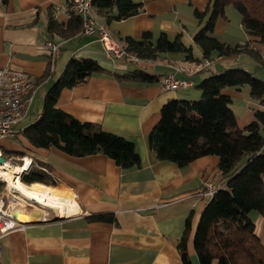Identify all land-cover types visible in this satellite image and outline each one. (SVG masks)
<instances>
[{
	"label": "crops",
	"instance_id": "crops-1",
	"mask_svg": "<svg viewBox=\"0 0 264 264\" xmlns=\"http://www.w3.org/2000/svg\"><path fill=\"white\" fill-rule=\"evenodd\" d=\"M139 1L142 10L123 19L106 21L94 9L93 14L122 46L123 37L140 38L146 31L153 37L161 32L169 38L181 34L184 43L191 45L193 55L201 57V48L193 41V34L200 27L194 9H204L208 0ZM68 5L69 0H0V65L23 70L31 77L34 93L29 112L38 92L43 99V93L70 57L94 58L109 71L143 67L159 74L158 82L145 84L119 82L111 74L95 73L84 83L63 88L56 102L80 120L99 123L103 129L131 139L140 163L121 168L102 152L74 156L53 145L34 146L20 132L23 127L16 129L10 138L18 141L7 140L6 148L1 147L21 151L10 155L19 163L22 155L32 158L30 169L50 172L55 187L70 189L80 211L60 219L43 212L39 217L19 212L17 217L24 226L11 228L0 236V264H183L177 241L188 215L187 252L191 264H199L193 238L211 195L205 193V181H211L215 188L222 182L218 157L205 154L185 165L159 159L149 146L148 132L159 119L164 102L171 98H199L201 91L196 84L211 71L239 65L264 79V65L249 53L216 57L207 66L186 60L182 52H162L155 60L112 57L94 33L79 29L62 36L48 30L52 14L64 28L67 26ZM236 12L230 5L225 7L224 14L215 21L214 35L229 44L251 40L264 58V42L245 32L240 13ZM46 41L58 43L52 57ZM47 66L50 73L37 81ZM167 72H174L190 85L180 90L163 89L160 82ZM222 92L231 98L239 127L253 118L256 109L264 110V102L253 98L247 85L227 86ZM94 212L112 213L114 220H88L86 216ZM251 218L254 231L264 244V215L251 211Z\"/></svg>",
	"mask_w": 264,
	"mask_h": 264
},
{
	"label": "trees",
	"instance_id": "trees-1",
	"mask_svg": "<svg viewBox=\"0 0 264 264\" xmlns=\"http://www.w3.org/2000/svg\"><path fill=\"white\" fill-rule=\"evenodd\" d=\"M92 4L95 14L106 21L126 18L143 8L139 0H92ZM230 4L240 13L245 32L264 42V0H208L204 9H194L200 27L194 32L193 41L201 48V57L193 55L191 45L184 43L181 34L169 38L161 32L153 37L146 31L140 38L123 37V47L143 60H155L162 52H182L186 60L202 64L205 59L249 53L264 65L261 52L251 45V40L229 44L214 35L217 17ZM47 27L51 33L69 36L81 29V20L70 12L64 28L52 14ZM49 73L47 66L37 81ZM95 73L111 74L119 82L150 84L159 80V74L147 72L143 67L109 71L94 58L70 57L43 93L39 116L20 132L34 146L53 145L74 156L102 152L121 168L138 166L140 155L131 139L105 130L99 123L80 120L56 105L63 88L84 83ZM242 85L249 87L253 98L264 102V79L253 70L236 65L211 71L196 84L201 91L199 98H171L162 104L160 117L147 136L159 159L178 165L205 154L218 157L222 182L204 204L193 238L199 264H212L214 260L217 264H264V244L255 233L251 218V211L264 215V110L256 109L253 118L239 127L231 98L222 92L227 86ZM2 150L10 152L9 155L21 153ZM21 179L25 183L39 181L57 186L51 173L42 169L31 168ZM86 218L114 220L109 212L90 213ZM189 232L190 215L177 241L183 264H191L186 246Z\"/></svg>",
	"mask_w": 264,
	"mask_h": 264
},
{
	"label": "built area",
	"instance_id": "built-area-1",
	"mask_svg": "<svg viewBox=\"0 0 264 264\" xmlns=\"http://www.w3.org/2000/svg\"><path fill=\"white\" fill-rule=\"evenodd\" d=\"M67 11L81 20V31L86 34H96L103 42L106 52L112 57H125L135 60L136 57L129 51L113 40L109 35L105 24L97 22L93 14L92 0H69ZM45 47L50 57H52L58 48V43L46 41ZM210 64V60L205 59L203 66ZM160 85L163 89L180 90L190 85L186 79L179 78L174 72L165 73ZM33 81L31 77L23 70L9 66L0 65V142L2 139L13 137L16 133V125L20 123L28 114L31 102L33 100ZM0 156L4 153L0 144ZM27 155L19 158L20 163L25 161ZM29 168L32 158L29 157ZM6 162L11 163L10 158L4 157L0 162V169ZM23 174V173H22ZM21 174V176H22ZM207 194H212L215 187L211 181H205ZM20 204L19 206H16ZM38 207L43 210L45 206L31 201L28 198L20 197L19 193L7 183L0 172V236L7 230L15 227H23L24 223L17 217L18 212L28 216L32 208ZM56 213H52V216ZM29 217H25L28 219ZM1 252V245H0Z\"/></svg>",
	"mask_w": 264,
	"mask_h": 264
},
{
	"label": "bare ground",
	"instance_id": "bare-ground-1",
	"mask_svg": "<svg viewBox=\"0 0 264 264\" xmlns=\"http://www.w3.org/2000/svg\"><path fill=\"white\" fill-rule=\"evenodd\" d=\"M30 160L25 158L24 163L12 164L6 162L2 165L0 172L7 180L10 187L16 189L20 197H25L45 206L46 209L32 208L29 215L32 217H39L40 214L56 213L63 216H69L80 211L78 203L73 198L70 189L55 187L44 184L39 181L25 183L21 179V174L28 169ZM16 206H19L16 203ZM19 213V212H18Z\"/></svg>",
	"mask_w": 264,
	"mask_h": 264
},
{
	"label": "rangeland",
	"instance_id": "rangeland-1",
	"mask_svg": "<svg viewBox=\"0 0 264 264\" xmlns=\"http://www.w3.org/2000/svg\"><path fill=\"white\" fill-rule=\"evenodd\" d=\"M230 6H232L233 9H234V11H235V13H237L236 11H238V10H237L233 5L230 4ZM131 65H132V66H133V65L135 66V63L132 62ZM206 71H207V70H206ZM40 104H42V93H41V92H38V94L36 95L35 103L32 105V109H31V111L27 114V116H26V117H25L20 123H18V124L15 126L16 129H18V128H20V127H23L25 124L31 122V121L34 119L35 114H36L35 112H36V110H38L39 107L41 106ZM7 140L12 141V142H14V141H18V139H17L16 137H14V138H6V139H2V141L0 142L1 145H4V146H2V147H5V148H6V146H7L8 143L5 142V141H7ZM5 145H6V146H5ZM9 153H10V152H5V153H4V157H8V156H10ZM12 155H13V154H12ZM8 158H10V161H11L12 164H19V162H17L15 159H12L11 156L8 157ZM28 168H29V167H28ZM25 171H26V170H25ZM18 205H20V204H18ZM50 215L52 216V214H50ZM50 215H49V216H50ZM196 257H197V255H196ZM197 260H198V257H197ZM198 263H199V261H198ZM213 263H214V264H217V261L214 260Z\"/></svg>",
	"mask_w": 264,
	"mask_h": 264
},
{
	"label": "water",
	"instance_id": "water-1",
	"mask_svg": "<svg viewBox=\"0 0 264 264\" xmlns=\"http://www.w3.org/2000/svg\"><path fill=\"white\" fill-rule=\"evenodd\" d=\"M4 160V157L3 156H0V162H3ZM64 216L63 215H59V214H56L54 215V219H60V218H63Z\"/></svg>",
	"mask_w": 264,
	"mask_h": 264
}]
</instances>
